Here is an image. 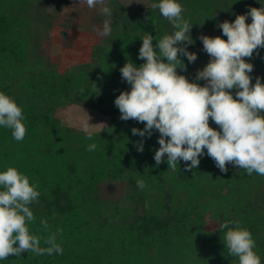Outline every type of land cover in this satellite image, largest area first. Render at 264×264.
<instances>
[{"label":"trees","instance_id":"16d2710c","mask_svg":"<svg viewBox=\"0 0 264 264\" xmlns=\"http://www.w3.org/2000/svg\"><path fill=\"white\" fill-rule=\"evenodd\" d=\"M158 2L133 7L106 0L101 8L109 7L112 15L99 10L96 18L102 25L108 20L111 33L93 45L90 61L62 70L46 45L56 25L62 26L64 37L69 33L63 5L56 0H0V91L21 106L26 127L18 142L10 129L0 126V171L16 167L39 191L29 205L35 219L27 226L42 250L12 255L0 264H238L224 245L226 230L220 225L225 221H239L250 230L264 264V176L232 164L221 172L206 149L196 169L185 170L181 160L172 171L166 155L157 166L159 132L142 138L131 130L143 129V123L120 119L115 98L131 87L120 68L128 60L137 66L144 62L139 49L145 32L155 44L174 31L152 8ZM178 2L192 25L193 43L187 48L197 54L195 62L181 57L186 71L177 69L189 80L210 59L199 36H223L220 23L264 5V0ZM248 62L254 66L252 83L257 76L264 83V48ZM72 104L108 115L109 123L87 139L82 129L55 115ZM209 123L218 128L211 118ZM141 140L142 152L136 146ZM92 143L97 147L88 151ZM137 179H143V189ZM106 184L116 185V195L107 194ZM50 239L62 254H48Z\"/></svg>","mask_w":264,"mask_h":264},{"label":"clouds","instance_id":"9594fccd","mask_svg":"<svg viewBox=\"0 0 264 264\" xmlns=\"http://www.w3.org/2000/svg\"><path fill=\"white\" fill-rule=\"evenodd\" d=\"M84 2L94 8L104 5L105 0ZM152 8L159 9L174 31L155 40V44L153 36L145 32L139 49V58L144 62L137 66L128 60L120 68L122 79L131 86L115 98L120 119L144 124L143 129L132 128L133 135L143 138L150 137L153 130L159 132V148L154 154L157 166L166 155L168 169L172 171L181 160L185 170L196 169L206 149L221 172L226 173L227 165L232 164L249 175L255 172L264 176V83L259 76L252 83L250 73L254 66L248 62L254 52L258 54L264 48V5L251 7L232 22L220 23L223 36H199L210 59L197 70L195 80L177 71H186L181 57H187L189 62L197 59V54L187 48L193 43L192 25L184 19L182 5L178 0H159ZM100 11L112 15L107 6ZM248 17L251 23L246 22ZM111 30L110 22L105 20L103 30L97 31L100 36H107ZM201 80L205 81L203 85L198 83ZM210 118L218 128L210 126ZM23 120L21 106L0 91V126L10 129L18 142L26 135ZM83 131L87 139H92L89 122H84ZM136 146L142 152L143 140ZM96 147L92 143L87 150L94 151ZM136 183L140 189L145 187L143 179ZM39 195L29 177L16 167L7 166L0 171V260L28 251L42 254L38 240L27 226L35 219L29 205ZM42 223L47 227L46 222ZM220 228L226 230L224 245L229 255L238 258V264H261L250 230L241 227L239 221H225ZM48 243L52 245L48 254H62V248L53 240Z\"/></svg>","mask_w":264,"mask_h":264},{"label":"rangeland","instance_id":"374dc122","mask_svg":"<svg viewBox=\"0 0 264 264\" xmlns=\"http://www.w3.org/2000/svg\"><path fill=\"white\" fill-rule=\"evenodd\" d=\"M135 7L149 0H123ZM106 2V0H105ZM63 5L62 18L71 25L66 37L62 35V26L56 25L51 31V40L46 45V50L53 61L57 62L62 70L78 63L88 62L91 59L92 47L102 37L97 30L102 31L103 25L97 22L96 14L101 9L100 4L89 8L84 0H56ZM61 20V21H63ZM55 115L61 121L72 127L82 129L84 122H89L90 131H99L109 123L110 117L96 109L72 104L57 109ZM109 196L116 195V185L104 186Z\"/></svg>","mask_w":264,"mask_h":264}]
</instances>
